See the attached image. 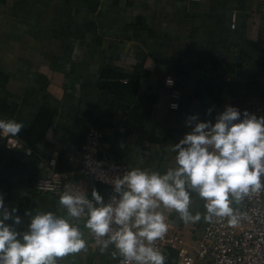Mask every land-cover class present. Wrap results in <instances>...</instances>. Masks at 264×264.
<instances>
[{"label": "crops", "instance_id": "1", "mask_svg": "<svg viewBox=\"0 0 264 264\" xmlns=\"http://www.w3.org/2000/svg\"><path fill=\"white\" fill-rule=\"evenodd\" d=\"M90 1L0 0V118L25 125L22 148L0 138V194L18 209L21 231L38 212L66 215L64 193L42 194L36 182L51 174L52 157L59 170L86 180L78 170L92 127L102 131L104 155L129 170L164 172L175 166L171 146L191 130L189 115L214 123L227 104L264 115L257 112L264 107V0H97L94 9ZM123 74H138L136 92H113L128 85ZM168 75L181 90L178 109L169 106ZM94 190L105 202L106 187L90 181L91 196ZM190 199L199 219L158 210L173 231L195 240L210 219L205 200L196 192ZM75 222L86 246L63 264L118 263L114 246L93 242L85 217Z\"/></svg>", "mask_w": 264, "mask_h": 264}, {"label": "clouds", "instance_id": "2", "mask_svg": "<svg viewBox=\"0 0 264 264\" xmlns=\"http://www.w3.org/2000/svg\"><path fill=\"white\" fill-rule=\"evenodd\" d=\"M251 38L257 39V34ZM166 83L172 86L174 81L168 78ZM212 111L209 108L207 114ZM214 119L213 123L189 115L185 126L191 130L171 146L175 166L164 172L133 168L115 179L117 195L107 204L95 190L92 199L83 192L66 191L60 197L65 216L38 212L31 216L27 231H21L15 227L21 223L18 209L9 210L0 194V264H58L57 258L85 248L75 222L84 216L97 243L114 246L112 254L123 257L122 264H164L165 257L153 242L163 238L169 225L158 209L175 210L185 220L199 219L189 209L191 192L205 200L208 219L228 216L230 224H238L230 197L238 201L264 188V115L227 104ZM24 127L17 119L0 118V138L17 137ZM114 224L119 227L114 229Z\"/></svg>", "mask_w": 264, "mask_h": 264}, {"label": "built area", "instance_id": "3", "mask_svg": "<svg viewBox=\"0 0 264 264\" xmlns=\"http://www.w3.org/2000/svg\"><path fill=\"white\" fill-rule=\"evenodd\" d=\"M259 9L264 13V3ZM236 20L237 14L233 13L232 27L236 26ZM168 78L174 81L172 86L166 83L170 89L169 106L172 108L173 103L180 106L181 90L176 86V78L174 75H168L166 81ZM257 112L264 114V107H258ZM4 139L9 148L23 147L24 142L18 135L17 137L5 136ZM102 146V131L92 127L87 134L78 170L86 177V180L74 179V172L59 170L58 158L52 157L47 162L51 174L38 179L37 190L41 193L53 194H62L66 191L83 192L92 199L89 182L93 181L102 183L106 187L107 197L104 203L111 202L112 197L117 195L114 192L115 179L122 177L130 170L127 164L111 156H99ZM26 152L31 154L33 150L28 147ZM261 182L264 183V176L261 177ZM230 199L232 200L230 206L240 217L238 224H230L228 216H212L204 232L195 240L176 233L169 226L163 238L155 240L153 246L162 253L168 247L175 249L177 259L173 264H264V188L257 192H250L238 201L233 197ZM84 217L87 219L86 216ZM118 227L113 225L114 229ZM91 236L93 242L97 243L95 235L91 233ZM122 261L123 257L120 256L117 264H122ZM57 262L63 264L62 258H57Z\"/></svg>", "mask_w": 264, "mask_h": 264}, {"label": "trees", "instance_id": "4", "mask_svg": "<svg viewBox=\"0 0 264 264\" xmlns=\"http://www.w3.org/2000/svg\"><path fill=\"white\" fill-rule=\"evenodd\" d=\"M119 76L128 79V85L119 84V86H115V87L112 88L113 92H116L118 90L120 92H122V93H128V91L136 92L138 87H137V84L135 85V83L138 80V78H137V77H139L138 74H133V75H131V74H123V75H119ZM130 82L132 83V85H129ZM148 100L147 99H143L142 103H144V104L146 103L145 105L147 106L148 109H150L152 107L153 103L149 102ZM42 194H47V193H42ZM163 255L165 257L164 263H166V264H173L176 261V259H177L176 251L173 250L172 248H169V247L164 250Z\"/></svg>", "mask_w": 264, "mask_h": 264}, {"label": "water", "instance_id": "5", "mask_svg": "<svg viewBox=\"0 0 264 264\" xmlns=\"http://www.w3.org/2000/svg\"><path fill=\"white\" fill-rule=\"evenodd\" d=\"M97 4H98V1L97 0H91L90 2H89V5H90V7L92 8V9H94L96 6H97ZM104 155V153L103 152H99V156H103Z\"/></svg>", "mask_w": 264, "mask_h": 264}]
</instances>
